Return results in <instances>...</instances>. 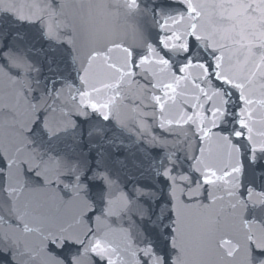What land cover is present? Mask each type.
<instances>
[{
	"label": "snow or ice",
	"instance_id": "6c2138e0",
	"mask_svg": "<svg viewBox=\"0 0 264 264\" xmlns=\"http://www.w3.org/2000/svg\"><path fill=\"white\" fill-rule=\"evenodd\" d=\"M32 7L41 18L47 13L58 28L59 15L67 5L48 0ZM158 7L154 4L150 10L155 37L145 39L142 50H137L110 38L109 21L121 10L138 13L139 0H87L78 6L79 18H86L90 25V40L104 42L102 49L94 48L89 53L82 69L80 80L87 88L77 92L83 114L87 116V110H91L107 121L122 85L139 84V75L145 81V90L162 92L147 93L150 104L143 106V116L151 115L162 131L179 130L185 137L191 133L199 141L193 150L199 155L192 156L187 173L176 172L178 156L169 157L171 164L162 172L157 170V176L162 175L170 184L168 199L156 205L158 211L154 219L150 218L153 234L132 235L135 220L131 201L106 192L113 181L98 166L85 163L64 172L58 164L34 155V146L21 143L14 150H0V200L15 215V227L20 232H41V246L21 251L19 242L10 240L0 247V254L9 255L13 261L27 256L25 264H34L38 258L40 264H204L201 258L213 251L210 241L218 221L209 218L201 232L189 236L185 228L187 209L193 205L206 207L201 197L211 199L223 191L235 218L246 228L250 221L244 218L245 212L252 213L257 204L264 211V193L254 201L252 187L244 183L249 169L264 166V0H174L166 10L161 9L159 16ZM63 23L75 30L72 21ZM68 35L74 46L72 33ZM3 55L0 53V57ZM72 59L74 63L75 57ZM94 66L106 77L98 81L99 86L92 82ZM0 71L7 75L8 64H0ZM61 82L56 78L46 81L44 97L55 93L59 98L57 85ZM32 90L29 83L22 94L26 97ZM178 97L182 98L179 107ZM27 111L29 124L39 121L40 126L47 125L37 104H30ZM24 129L35 134L40 127L21 124L17 134L23 136ZM58 184L71 193L77 209L74 225L49 232L30 227L35 218L17 206L21 194ZM93 187L101 193L99 206L91 195ZM139 194L148 196L150 204L156 203L151 189H142ZM125 218L128 229L122 226ZM0 222L12 226L4 216H0ZM239 247L223 238L217 243L229 258ZM243 264H264V229L259 234L246 232Z\"/></svg>",
	"mask_w": 264,
	"mask_h": 264
},
{
	"label": "water",
	"instance_id": "95a60500",
	"mask_svg": "<svg viewBox=\"0 0 264 264\" xmlns=\"http://www.w3.org/2000/svg\"><path fill=\"white\" fill-rule=\"evenodd\" d=\"M57 2L67 5L59 15L58 28L47 13L41 18V13L32 7L34 4H47L48 0H0V53H4L0 57V64L6 63L10 68L7 75L0 71V150L5 147L14 150L21 143L29 147L34 146V155L43 156L45 160L58 164L64 172L85 163L93 167L98 166L113 181L106 192L115 193L122 199L126 197L131 201L130 207L133 208L135 220L130 229L132 235H151L153 229L150 218L154 219V214L158 211L156 205L168 199L170 184L162 175L157 176V170L162 172L171 164L169 157L178 156L180 163L176 172L187 173L193 163L192 156L199 155L193 151L199 141L193 138L191 133L185 137L179 130L173 133L162 131L151 115L143 116V106L150 104L147 93L154 91L155 94L162 95V92L145 90V81L139 75L136 77L139 84L122 85L120 95L111 106L107 121L91 110H87L88 115L85 116L84 110L79 108L77 92L78 89L87 88L80 80L82 69L89 53L94 48L102 49L104 42L90 40V25L86 18H79L78 6L87 0ZM173 2L174 0H139L138 13L127 14L121 10L109 21L110 38L142 50L143 41L154 38L156 34L150 11L153 5H159L156 11L159 16L161 9L166 10ZM18 16L25 19L20 20ZM66 19L75 24L74 31L65 27L63 21ZM69 32L74 38V46ZM156 70L159 72L158 68ZM93 72L92 82L99 86L98 81L106 77L97 66H94ZM53 78L62 81L57 85L59 98H56L55 93L45 98L44 84ZM29 83L33 90L27 91L25 97L22 89ZM72 97L76 99L73 100ZM176 103L178 107L181 106L182 98L178 97ZM30 104L38 105L41 116L47 121L46 126H40L39 121L28 123L30 114L27 110ZM148 110L151 111L150 108ZM21 124H27L28 128L39 126L40 130L33 134L24 129L23 136H20L17 132ZM244 183L253 189L252 200L259 201L264 193V166L249 169ZM142 189H151L154 193L152 199L156 203L150 204L148 196L140 195ZM91 195L99 206V190L93 187ZM201 201L206 207L193 205L186 210L185 228L189 236H195L203 230L209 218L218 221L210 241L213 251L201 258L204 264H243L245 234L248 230L259 234L264 229V211H261L257 204L255 211L245 212L244 218L250 221L246 228L235 218L233 210L229 207V198L223 191L215 193L211 199L201 197ZM17 206L35 218L29 226L43 232L58 231L61 227L74 225V216L77 213L71 193L63 190V184L35 193L25 191L21 194ZM141 212L144 213L142 217ZM0 216L12 222L11 227L0 222V247L10 240H16L21 251L40 248L41 232H20L15 227V215L9 212V207L3 200H0ZM122 226L129 228L127 218ZM221 238L240 245L234 257H225L224 249L217 248ZM27 259V256H22L13 261L9 255L0 254V264H25ZM34 264H40V259Z\"/></svg>",
	"mask_w": 264,
	"mask_h": 264
}]
</instances>
